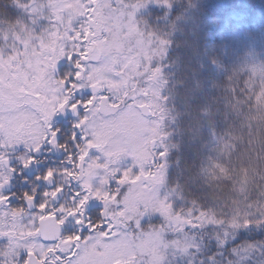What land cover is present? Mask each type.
I'll use <instances>...</instances> for the list:
<instances>
[{
  "label": "snow or ice",
  "instance_id": "6c2138e0",
  "mask_svg": "<svg viewBox=\"0 0 264 264\" xmlns=\"http://www.w3.org/2000/svg\"><path fill=\"white\" fill-rule=\"evenodd\" d=\"M31 3L17 6L36 12ZM48 6L53 30L36 36V45L31 34L21 39L13 31L20 47L0 54V149L23 144L22 168L40 163L45 142L65 151L70 167L46 168L34 179L50 184L62 173L81 181L70 197L74 206L49 210L61 184L41 191L35 204L36 187L21 196L57 234L68 218L77 227L40 259L28 248L24 264H45L57 250L59 264H82L97 235L102 264H174L177 256L186 264H264V18L257 27L246 0H48ZM77 17L84 19L74 29ZM64 41L74 43L65 48ZM62 58L73 70L53 79ZM33 109L42 113L35 137L7 129V113L34 115ZM65 112L76 119L59 142L51 120ZM93 150L104 163L88 159ZM121 156L132 163L111 169ZM0 166L7 167L3 188L20 173L3 152ZM95 169L112 181L110 192L93 190L85 178ZM137 188L143 193L134 198ZM89 198L103 205L95 218L85 214ZM8 200L0 195V204ZM153 216L157 223L146 222ZM109 246L114 254H106Z\"/></svg>",
  "mask_w": 264,
  "mask_h": 264
},
{
  "label": "rangeland",
  "instance_id": "374dc122",
  "mask_svg": "<svg viewBox=\"0 0 264 264\" xmlns=\"http://www.w3.org/2000/svg\"><path fill=\"white\" fill-rule=\"evenodd\" d=\"M25 1V0H22ZM30 8L37 9L36 12L30 13L27 9H23L26 13H28L31 17V20L25 22L22 21L21 23L17 24L14 29L5 30L0 36H2L5 32L8 33V39L4 40L0 38V54L7 55L11 51L12 46L20 47L16 43V41L12 37V32L15 31L17 34L20 35L21 39H23L25 36L31 34L33 39L30 40V45H36L37 41L35 39L36 36H41L45 34L46 31L50 32L53 30V21L50 19V10L48 6V0H32V3L30 4ZM62 16L64 18H67V13H62ZM83 17H77L75 18L72 23V28H77L83 21ZM57 28H60L59 24H56ZM63 31V29H60ZM72 33L69 32V35ZM59 43V41H58ZM74 43L70 41H64L65 48L69 46V44ZM37 51H40L39 47L37 46ZM47 55H51V53H47ZM45 54L42 53L40 57V62L36 64L37 68L43 67V58ZM60 61H66V63H69L66 59L62 58L60 59L57 64H59ZM22 67H26V65H22ZM53 79H56L57 76L55 75V71L52 73ZM86 94V89L77 92L76 98L82 99L83 96ZM50 100V96L46 97V102ZM14 103V102H13ZM32 112L34 115H29L28 113L21 110L20 112H9L6 114L4 118V123L7 127V129L10 132L15 133L16 135H23L25 139H29L32 137H35L37 134V124H41L42 120L39 118L42 113H37L33 109ZM71 113V112H69ZM63 114L57 113L51 120L52 122H55V119L61 118ZM71 119H75L76 117L72 114L70 116ZM35 120V123L33 122ZM3 137L0 136V139ZM47 142L44 143L43 147L40 149V153L44 150L45 152H48V149H45L47 147ZM16 150L21 151L22 153L13 156L12 153L16 152ZM0 152H3L7 158L10 157V159H17L19 161V158L24 156L25 154V148L23 144L15 145L13 144L11 147H6L4 149H0ZM39 155V154H37ZM97 156H100L99 163H104V157L97 151L93 150L89 153L88 159L91 160L92 158H95ZM37 157V156H36ZM132 163L131 159L126 156H121L116 163L110 164L111 169H123L127 166H129ZM87 167V165H85ZM28 168H23L25 171ZM0 172H3L7 174V167L0 166ZM13 174V173H12ZM11 174V177H12ZM59 174H57L58 176ZM104 177L105 179H109V183L104 184L102 183L101 178ZM89 182L91 183L93 190L99 188L101 191H108L110 192L109 187L112 181L109 177L105 176V171L103 169H95L94 174L89 178ZM9 189V184L5 185L3 188H0V195H5L7 193V190ZM143 193V189L137 188L133 193L132 196L134 198L138 197ZM61 196V193L57 195L56 199H59ZM90 200L87 201V206L92 205L93 203H99L102 205L101 201L93 198H89ZM178 202V201H177ZM25 208V207H24ZM15 208L11 207L9 204L5 206V204H0V232L8 233L9 235L0 237V264H24L25 257L27 256V250L28 248H32L34 254L38 257H40L41 252H45L49 246L44 245L40 239L38 234L29 236L27 235V232L34 231L37 229V219H36V213L37 211H29L28 209H20L17 210V214H13V210ZM156 218L155 216H153ZM151 219H154V218ZM67 226L70 227H77L72 218H68L62 226H59V229L61 230L63 227ZM121 231H124L123 228H121ZM56 244H53L51 246H55ZM101 242L100 238L97 235V239L89 244L88 248L81 254L82 264H102V261L99 257L95 255L96 250L100 249ZM171 252V250H169ZM106 254H114L115 249L112 246H109L108 249L105 250ZM169 252V253H170ZM25 254V257H23ZM57 257L56 253L55 255L52 253L48 254V260L49 264H59V261L54 258ZM168 259H172V255L169 254ZM187 257H179L177 256L175 260V264H186Z\"/></svg>",
  "mask_w": 264,
  "mask_h": 264
},
{
  "label": "trees",
  "instance_id": "16d2710c",
  "mask_svg": "<svg viewBox=\"0 0 264 264\" xmlns=\"http://www.w3.org/2000/svg\"><path fill=\"white\" fill-rule=\"evenodd\" d=\"M24 2H26V0L25 1L19 0V3H24ZM17 3H18V0H0V35L5 30L14 29L16 25L21 23L22 21L27 22L29 21V19L31 20L30 15L26 13L23 9L18 7ZM246 10L248 14L250 15L251 19L253 20V22L258 27L260 20L264 18V0H246ZM72 70L73 69H71L70 63H64L60 66L58 77H61L65 74V72L72 71ZM86 95H87V90H86V94L83 97H85ZM71 115L72 113L69 114L68 121L67 119L63 121L58 120L52 125L53 129L55 128L60 129V132L58 133L59 142H64L66 138L70 135V132L72 131L71 124L74 120L70 118ZM67 144H68V149L74 154L73 159H75L76 148L72 146L71 141H68ZM21 153H22L21 151L16 150V152L12 153V155L17 156ZM36 156H37L36 158L37 161H40V163L38 164L40 165L41 169L42 167L43 168L52 167V168L59 170L61 168L70 167L69 164L65 163V156H66L65 151H63V156L60 159L53 158L47 155L45 151H42L39 155H36ZM8 166L15 168L17 172H19L20 174L17 175L14 172L8 183L9 189L7 190V193L5 194L9 196V200L7 201V204L15 208V210H20L22 208L25 209L24 204H23L24 200L22 199L21 194L24 191L31 192V189L33 187H36V191L38 195V200L36 203H38L40 200L39 193L43 191L45 188L43 186L38 188V184L35 182L34 175H28L25 172V170L20 166V163L19 161H17V159H10L9 157ZM65 178H66L65 180L67 181V184H65L66 185L65 195L60 200H56V199L49 200V210L58 208L61 204H63L66 208L70 206H74V201L71 200L70 197L72 196L74 191L80 190L81 181L79 180L73 181L67 178L66 176ZM54 179H55V184H57L58 182L57 175H54ZM110 185L111 186L109 187V189L111 191L113 188V183H111ZM179 204L180 202L178 201L177 206H179ZM101 207H103V205H100L99 203H93L92 205H88V206L86 204L85 206L86 216L95 218V215L98 209H100ZM146 222L155 224L157 223V218L151 219L150 221L146 220ZM67 228H64L62 230L60 239H63L66 235H69L72 232H74L72 230L68 232V230H65ZM209 235H211V233H209ZM56 255L61 256L62 253L59 250H57ZM54 258L56 259L55 256ZM45 262L46 264H49L48 258L45 260Z\"/></svg>",
  "mask_w": 264,
  "mask_h": 264
},
{
  "label": "water",
  "instance_id": "95a60500",
  "mask_svg": "<svg viewBox=\"0 0 264 264\" xmlns=\"http://www.w3.org/2000/svg\"><path fill=\"white\" fill-rule=\"evenodd\" d=\"M57 151H59V150L56 149L55 152H57ZM55 152L53 151V153H55ZM25 205L31 210L34 209V207H35V206L29 207L26 203H25ZM38 229H39V232H38L39 237L42 241H44L46 243H52V242H56L58 240L59 236L56 232V228L54 225L38 221ZM46 236H49L51 238L46 239L45 238ZM35 258L38 259L36 256H35Z\"/></svg>",
  "mask_w": 264,
  "mask_h": 264
},
{
  "label": "flooded vegetation",
  "instance_id": "af4514ba",
  "mask_svg": "<svg viewBox=\"0 0 264 264\" xmlns=\"http://www.w3.org/2000/svg\"><path fill=\"white\" fill-rule=\"evenodd\" d=\"M64 63H66V61H60L59 62V64H57V67H56V72H59V69H60V66L62 65V64H64ZM71 65V64H70ZM71 69H72V65H71ZM65 117H68L69 116V112H65L64 114H63ZM63 119H64V117L62 116L60 119H59V121H63ZM70 120V119H69ZM67 121H68V119H67ZM48 146V148H50L49 146L50 145H47ZM52 155V154H51ZM43 171L44 170H42V172H40V175H42L43 174ZM59 180H60V184L61 185H64V177H59ZM72 184H73V182H72ZM40 185H42V186H44V188L45 189H50L51 187H52V183H50V184H48V183H45L44 181H42L41 182V184ZM64 187V186H63ZM65 188H64V190H63V192L61 193V195H63V194H65ZM70 230H72V231H75L76 230V227H74V228H72V229H70Z\"/></svg>",
  "mask_w": 264,
  "mask_h": 264
}]
</instances>
